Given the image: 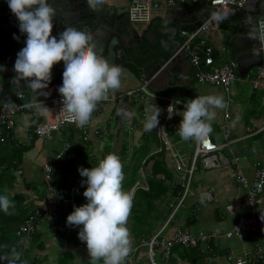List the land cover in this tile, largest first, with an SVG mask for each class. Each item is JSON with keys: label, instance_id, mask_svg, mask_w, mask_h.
<instances>
[{"label": "crops", "instance_id": "obj_1", "mask_svg": "<svg viewBox=\"0 0 264 264\" xmlns=\"http://www.w3.org/2000/svg\"><path fill=\"white\" fill-rule=\"evenodd\" d=\"M71 1H67V2L70 3ZM189 1L184 2L181 5L186 6L188 5ZM105 2H115V4L113 3L114 6L129 7L130 0H105ZM233 11L234 10L224 11V12H233ZM165 16H166L165 12L163 11L155 18H153L151 23L143 24L142 26L143 31L142 32L140 31V33L144 34L145 37H148L146 43L144 45L138 44L137 46L135 45L133 46V44H129L127 48V52H129V49L137 48L138 46H141L142 49L146 47L148 49V47L150 46L155 47V41L158 39V36H160L161 39L160 42L163 44L164 46L163 48H165L166 50H171L172 48H174L175 44H172L171 42L169 43L168 41L169 37L174 41L173 36H171L170 32L165 31L168 23L162 19ZM211 19H212V15L207 20H211ZM157 21L158 22L162 21V24L164 25L162 31L161 32L159 31L157 37H154L152 30L151 32L149 31H150V26L151 25L155 26ZM218 27H219L218 23H216V25H213V28L211 30L205 32H209L210 35L216 36V34L220 31V28ZM236 29L237 26L235 25L234 32L232 35H234ZM232 30L233 29L229 30L227 28V32H231ZM177 34L181 35L182 30H178ZM154 38H156L155 41ZM125 40L128 41V39ZM171 54H172L171 57L166 61H161L162 59H157L153 57L142 67L143 73L145 72V68L147 67L149 68L148 70L150 75L152 74L154 75L156 74L154 73L156 70L155 68L157 66V64H154V62H156L155 61L156 59L158 60L157 63L159 64L161 63L165 65V69L155 76L151 84V89L156 92H158L159 90L174 89L175 92L172 96H175L177 99L181 100V102L184 103H186L189 99L195 98L198 95L222 96L225 102L227 103V107L224 109H215L216 112L215 119L210 122L212 129L215 128L217 130L219 127L221 131L220 133H217L215 130H213L210 133V135L216 143L223 145V147L221 148V152L224 153L225 157L229 159H227L228 160L227 164L220 168H205L202 166L201 163H199L200 164L198 169L199 171L197 170L198 172L192 180L190 192L189 194H187L190 197L187 201L188 209L183 210L180 214H178V218H173L172 223L169 226L167 224L172 217L170 216L167 217L165 215H159L160 216L159 219L157 220L156 218L155 220L157 223L154 224L156 226V229L160 228V230H162L163 226L167 225V234H172L177 229L189 230L192 233H197V232L222 233L227 230H230L239 216H241L242 214H248L250 212L251 208L249 202V188L256 177L257 170L264 168V134L252 133L250 131H247L248 128L258 129L260 126H264V88H258L263 95L261 96L262 108L260 107L257 108V106L248 107L247 102L237 101V99L233 97L232 93H231L232 98L229 97V93H226L223 87L216 86L213 84L201 83L197 77L196 68L193 67L190 62L189 55L178 54L175 56V53L174 54L171 53ZM216 55H218V52L216 53ZM117 56H120L121 59H123V53L117 52ZM149 56L151 57L150 52H149ZM120 60L118 61L120 62ZM226 60L227 59H225L224 61ZM135 73L138 74L137 72ZM138 75H137L138 77L142 76V74H138ZM61 81H63L62 75H55L53 77V80L49 84L58 83ZM26 91L27 94L28 92H30L28 90ZM254 96L255 93L252 94L251 98H253ZM124 98H125L124 99L125 102L123 104H120V100H118L116 103L111 102V103L99 104L97 110L93 112L92 125L90 128V139L84 140L89 145L91 149V154L89 156V152H90L89 150L87 155H85L83 162V159L78 160V158L81 156V151L80 153H78L80 155L76 153V157L72 159L76 160L79 165L84 164L83 166H85L86 168H91L92 167L91 163L94 164L95 162L98 165L100 160H102L108 154H111L110 152H103L102 148L105 143L104 141L105 136H110L109 134L111 132L110 127L111 126L113 127L115 124H116V129H118V131H120L122 122L126 124L128 130L126 131V133L125 131H123V134L127 135V141H128V144H126L127 146H132L133 144L140 145L142 140L144 141L146 140L144 138V133H146V131H144L145 108L150 104H155L157 107L163 110L165 102L162 100L161 102H157L153 98L145 97L144 95H141L139 97H130V98L126 96ZM176 107H177V113L182 112L184 109V106L181 103H178V106ZM122 109L127 110L132 114V119L130 121L121 118V116L117 115V111ZM226 113L229 114L228 117L225 116ZM162 114L163 112L161 113V115ZM176 118L180 124V121L182 120V116L176 114ZM33 123H34V119L30 116L29 112L20 113V115L18 116L17 124L16 127L13 129V131L15 132L16 137L21 142L26 144L32 143V139H31L32 134L30 132ZM227 130L229 131L228 139L232 141L230 145H226ZM56 133H60V132H54L49 136L52 137L51 138L52 140H55L56 142L60 143L59 148L55 151H53L50 148V146L46 144V139H48L49 137L40 138L38 136L39 138L33 144L34 147L25 154L26 172H23V178L20 175H18V182H20L21 180L22 181L18 186H16V188L13 189L12 192L13 194L22 192L27 195L26 203L28 205L27 209L29 210V212L39 211V209L40 210L42 209L44 211L42 217L38 222V228H37L38 232H41L40 231L41 228L47 226L49 228L52 227V225L56 224V221H58L59 224L68 225L67 223H60L59 222L60 217L55 218L53 216L52 210H54L56 207V201L61 200L63 198V195H61V193L53 187L52 184L53 179L51 180L50 185L54 190L52 191L48 190L44 177V163L47 160H52L55 157L56 153L60 151L63 146V140L60 142V139L57 138L59 134ZM75 133L76 132L74 131L72 132V134ZM177 138H178L177 139L178 143H180L181 142L180 137ZM170 140L173 144L174 150L181 153L186 158L187 163H190L192 157H194L196 142L192 140L188 141L193 148V152L189 156L186 153L182 152L178 148V145H176L172 141V139ZM118 141L123 142V140H118ZM160 141H161V146H159L156 150L145 156L143 160L145 161L147 158H149V156L151 157V155L153 154L165 152V149L168 152V154H170V157L167 158L168 160L167 168L169 169L168 171L169 178H166L168 179V181L167 180L166 181L167 184L169 185V189L166 195L164 196L165 198L163 201H158V200L156 201V205L159 209V212L163 214L166 211H168L172 206H174V204L179 205L180 203L179 201L183 198L185 190L181 179H179L175 173V168H174L175 160L172 156L171 150L165 147L163 139H160ZM239 143L240 144L243 143V145L239 146L238 145ZM118 146L119 149L117 151L114 150V154L118 156L119 159L120 158L122 159L121 155L116 153L123 151V148L120 149L122 144L118 143ZM34 148L36 149L35 152L32 151ZM234 155H239L241 157L240 165L242 167V173L244 176H246L247 180H249V183H244L240 180L239 182L237 181L236 165L232 162L231 159ZM55 160L65 161L64 159L55 158L53 159V162H55L54 163L55 166H56ZM152 163L153 161H151L147 166L148 171L150 170ZM143 170L144 169H142V171ZM17 174H20V172H17ZM52 176H53V172H52ZM69 177H71V175H69ZM127 177L125 178L126 180L128 179ZM144 178L146 177L144 176ZM26 183H29L31 187L27 188ZM42 185H46V186L43 187ZM134 186L135 185L133 184L129 187L132 188ZM69 189L74 190L73 187H70ZM145 189H148V183ZM122 190L124 192L127 191L126 189H124V183H122ZM209 190L213 191L212 193L213 198L211 200L206 199L202 203L201 202L202 195L207 193ZM133 191L134 189L130 190L131 197L133 196L132 194ZM74 192L76 194L75 190ZM262 196L264 201V192ZM68 198H73V197H68ZM75 203H76V198L75 201L73 198L72 204ZM132 217L133 214L131 213L128 218V222L126 224V227L128 226L127 227L128 229L131 227L130 222L132 220ZM70 227L79 231L73 226ZM138 229L139 227L137 226V230L133 229V232L139 233ZM147 232L148 230L144 231L141 235L138 236L144 237L147 235ZM53 233L55 234L56 239L51 238V236L49 235L41 236L42 240L45 242V248L48 250L50 249L49 253L51 254L52 244L55 243L58 244L61 248H63L64 251L73 249L76 254L74 257L76 258V262L74 260L73 264H83V260L85 258L87 259V257L89 256L87 246H85V248L81 247L83 246L82 243H80L81 240L75 238L73 235L63 236L62 234L56 233L55 231ZM150 234L152 235L153 232ZM132 237L133 235L130 236V239H132ZM146 238L149 237L146 236ZM47 240L50 241L51 246L47 245ZM144 240L145 239H143V241ZM39 251L40 250H38V252ZM230 252L234 253L236 258L241 257V258L249 259L251 261L250 262L251 264H255L259 260L263 261L264 263V232L259 234L247 233L243 239H237V238L226 239L224 237L217 239L214 237H210L204 243L198 245L196 249L197 256L198 255L202 256L203 259L206 258V261L201 262L202 264H234L229 259L228 253ZM53 255L54 256L52 261H54V257H56L57 254L53 253ZM57 261L55 264H58ZM177 263L192 264L191 262L185 260H178ZM196 263L198 264L197 261Z\"/></svg>", "mask_w": 264, "mask_h": 264}, {"label": "clouds", "instance_id": "obj_2", "mask_svg": "<svg viewBox=\"0 0 264 264\" xmlns=\"http://www.w3.org/2000/svg\"><path fill=\"white\" fill-rule=\"evenodd\" d=\"M7 2L11 12L18 19L20 32L26 34L25 46L17 53V59L14 64L16 76L13 78V82L17 85L18 89L24 88V85H26L27 89H30L32 93H34L33 100L26 103L25 107L35 108L38 115H47L48 108L42 107L44 103L40 100L37 101L35 97H47L50 95L46 89L52 79L53 66L60 61H63V82L58 89L62 97L61 103L63 107L61 112L65 113L68 123H73L77 127L83 128L89 123L91 116L93 112L97 110L98 105L102 101H107L110 98V93L113 96L116 95L115 93L121 87L123 70L119 66L111 64L102 55H99L95 51L91 35L84 31L78 30L75 27L66 26L59 34V38L52 35L54 27L53 18L56 17L57 13L55 7L49 2V0H7ZM86 3L91 11H97L105 4V0H86ZM225 18L226 15L212 14V20L217 23L222 22ZM253 32L254 34H250L248 38L259 40L261 50H253V55L259 58L261 52L264 51V23H259L258 28L254 29ZM14 38L19 39V37L16 36H14ZM184 40L185 38L183 37L182 41ZM207 45L210 44L207 43ZM214 57L216 60L215 52ZM228 57L234 59L232 53L229 54ZM228 60L229 59L224 61L223 64ZM256 67L257 66L254 68ZM3 70H5L4 67L0 66V71ZM236 72L237 80L239 77L242 78L239 74V61ZM247 75H249V73ZM21 81L24 82V85L21 84ZM254 87L263 88L256 87L255 85ZM152 91L158 94H163L154 90ZM225 92L228 93V91ZM18 95L21 99H23L21 92H18ZM226 107L227 103L222 96L198 95L193 99H189L185 103L182 112L177 113L173 105H170L167 109V113L168 119H171L174 114L182 116V120L180 121L176 134L183 141L192 140L198 143H203L213 131L210 122L215 119V109H224ZM161 111L162 109L157 107L155 104L146 106L144 131L151 132L157 128ZM117 115L129 121L132 119V114L127 110H118ZM220 146L221 148L223 147V145ZM222 154L224 155V153ZM235 156L239 155H234L231 158L232 162ZM227 159L229 158H226V161L219 167H207L202 163L201 164L205 168H220L227 164ZM199 163L197 170L199 169ZM234 164L236 165V179L239 182L237 174H239V172L243 174L242 167L240 165V161L238 164ZM79 172L82 177L86 178L82 181V184L87 185L83 195L88 202L82 206L75 207L74 211L67 216V224L69 226L82 227L80 231L74 229L78 232V235H62L77 236V239H80V243L83 245L81 247L85 248V246H87L89 253L87 258L90 259V264H129L127 259L138 249L139 245L131 247L129 230L126 227L128 218L131 214L133 200L130 194L122 190L124 173L123 165L119 157L115 154H108L99 161L97 166L91 168L81 167ZM48 190L50 189L48 188ZM52 190L54 189L52 188ZM209 191L213 193L212 190ZM209 198L210 194L205 193L201 197V202L203 203ZM185 199L186 196L182 202L179 203V205H176V210L185 204ZM69 205L61 207L59 206L57 200L55 210L60 208L62 212V209ZM10 208L14 209V204L9 200L8 196L0 195V210H2L5 214L11 215L12 213L9 211ZM60 213L57 218L60 217ZM260 218L261 220H264V216H262V214ZM166 226H163L162 230L157 232L152 237L144 240V244L149 246V253L151 257L155 252L156 245H160L162 248H165L158 242L168 240L175 232L182 230L177 229L174 233L167 234L165 238L160 239ZM182 231L189 232L193 235H209L208 238L201 239L197 245L204 243L210 237H214L213 234L215 233L220 234L219 237H214L217 239L223 237L226 239H243L247 233H252L247 232L243 237H227L226 232L229 230L222 233H192L189 230ZM55 232L58 233L57 231ZM155 236H157L156 240L154 238ZM183 245L188 247L196 246L191 244ZM161 253L162 258L167 261L168 256L165 255L163 251ZM20 256L21 254L16 250V248H13L10 255L0 256V260L6 261L7 264H17L20 260ZM230 256H232V259H230ZM240 258L241 257L236 258L234 253L229 255V259L233 263L234 259L237 260ZM241 259L246 260V263L243 264H251L249 259Z\"/></svg>", "mask_w": 264, "mask_h": 264}, {"label": "built area", "instance_id": "obj_3", "mask_svg": "<svg viewBox=\"0 0 264 264\" xmlns=\"http://www.w3.org/2000/svg\"><path fill=\"white\" fill-rule=\"evenodd\" d=\"M189 0H130V20L134 24H149L157 15L161 12H165L169 6L181 5L184 2ZM196 1V0H194ZM213 7L215 8V14H219L221 11H230L235 10V8H241L245 6L248 0H210ZM264 18V17H263ZM261 18L258 22L264 23V19ZM134 27H136L134 25ZM137 28V27H136ZM213 25L210 20H207L200 27L192 30H182V35L185 37V40L181 42L180 46L175 52V56L178 54L189 55L190 62L193 67L197 70V77L201 83L213 84L216 86H221L225 91H229L230 87L237 80V68L238 61L229 58L226 63L218 64L214 57V47L212 45H207L205 39L202 37V33L208 30H211ZM140 32V31H139ZM141 34V33H140ZM261 48V45H260ZM257 76L254 81L256 87L264 88V51H262V63L256 67ZM147 76L142 74L141 81L142 85L136 89L128 90L124 93L112 95L107 101H102L100 104L117 102L123 97H138L141 95L159 98L165 101L163 114L159 119L158 124V133L160 139H163L165 147L171 150L172 156L175 160V173L179 179H181L185 193L183 198L189 193V187L193 180L194 173L197 171L198 163H202L204 166L219 167L225 161V156L220 152L221 146L217 144L209 135L207 140L203 143L196 142L194 157H192L190 163H187L186 158L174 150L173 144L167 135L166 127H169L176 134L179 122L177 121L176 114L173 115L171 119H168L167 109L170 105H173L177 111V104L181 103L183 106L184 102L181 100L167 96L163 94H158L153 92L150 89L155 76ZM62 82L52 83L48 85L46 91L50 93L47 97L40 96L35 97L37 101L44 103L42 107H47L48 112L46 116L38 115L35 108L25 107L26 103H29L34 98V93L32 91H21L23 99L20 98L18 94L12 95L4 99L0 105V126L7 130L14 129L17 124L18 116L20 113L29 112L30 116L34 119L35 123V132L40 138H47L54 132H59L65 126H73L81 132L80 137L83 140L90 139V128L92 125L93 114L88 124L83 128L77 127L73 123H68L66 120L65 113L61 112L63 107L61 101L62 97L58 91L59 87L62 85ZM29 91V90H28ZM226 117L229 116L228 113L225 114ZM247 131L252 133H263L264 126H260L258 129L248 128ZM229 131L227 130L226 134V145L231 144V140L228 139ZM73 150V147L67 142L63 141V146L60 151L55 155L57 159H72L76 157V153ZM219 151V152H218ZM53 159L47 160L44 163V177L47 188L52 191L50 182L52 180V171H53ZM240 161L239 156H235L233 162L238 164ZM239 167V165H238ZM240 169V167H239ZM238 180L249 183L247 178L239 172L237 174ZM264 191V168L257 170L256 177L252 182L249 188V202H250V212L248 214H242L236 220L232 229L226 232L227 237H243L247 232L252 233H261L264 232V220H261V214L264 216V211L259 208L258 204L261 203L260 194ZM207 194H210L209 200L213 198L211 191H208ZM73 202V198H63L58 200L59 206L62 207L63 204L69 205ZM53 216L58 217L61 212L60 208L57 210H52ZM44 211H37L36 213L31 214L25 222L21 225V231L23 234L32 239L33 234L37 231L36 220L42 217ZM53 229L60 234H73L78 235V232L75 231L68 225L56 223L53 225ZM214 237H219V233L213 234ZM155 236V240H156ZM209 235H193L189 232L178 230L175 232L170 239L162 240L158 243L163 245L166 248L165 255L168 256L170 248L177 243L197 245L201 239L208 238ZM26 243L27 241L24 240ZM232 259V256H230ZM235 264L246 263L245 259H234Z\"/></svg>", "mask_w": 264, "mask_h": 264}, {"label": "water", "instance_id": "obj_4", "mask_svg": "<svg viewBox=\"0 0 264 264\" xmlns=\"http://www.w3.org/2000/svg\"><path fill=\"white\" fill-rule=\"evenodd\" d=\"M67 1L49 0L57 13L56 17L53 18L54 27L52 35L59 38V34L66 26L75 27L90 34L95 51L111 64L117 65L123 70L121 87L115 94L140 87L142 85L140 77L123 62L118 63L116 60V48L120 46L118 52L123 53L127 49L125 47V39L130 38V35H140L139 30L133 26L130 20L129 7L114 6L115 2H105L99 10L91 11L88 8L86 0H72L70 3ZM215 11L210 0H190L186 6H169L165 11L166 16L162 19L168 22L165 31L170 32L174 39L173 41L169 37L168 40L169 43L175 44L171 50L172 53L174 54L181 44V41L175 38L178 30L192 31L196 29L206 22ZM220 13L221 15H226V18L218 23V28L230 22L232 23L231 29H233V26H237L234 35L230 39L231 53L234 59L239 61L240 76H246L255 66L262 63V52L259 58L253 55L254 49L257 51L261 50L259 40H253L248 37L250 34H254L253 30L258 28L259 20L264 17V0H248L245 6L241 8L236 7L233 12L221 11ZM17 20L16 16L11 12L7 0H0V24L7 23V25H10L18 22ZM210 22L213 25L217 23L212 19ZM90 25L91 28L89 29ZM140 31L142 32L143 30ZM15 52L16 50H11L10 54H8L4 50L0 51V57L6 64L4 66L5 70L0 72L3 76L1 80H4V77L6 78L7 83L12 88L11 95L18 94L22 90L31 91L27 89L23 81H21V84L24 85V88L19 89L13 82V78L16 76L14 71V64L17 59L15 58ZM155 61L154 64H157V66L154 73L158 75L165 69V65L157 63V59ZM148 69L147 67L145 68L144 74L150 75ZM63 71V61L55 64L52 69L51 81L55 75H61ZM13 88L17 89L16 92Z\"/></svg>", "mask_w": 264, "mask_h": 264}, {"label": "trees", "instance_id": "obj_5", "mask_svg": "<svg viewBox=\"0 0 264 264\" xmlns=\"http://www.w3.org/2000/svg\"><path fill=\"white\" fill-rule=\"evenodd\" d=\"M162 21H157L156 25L150 26V31L152 30V33L154 37H157L159 34V31H162L163 28ZM153 28V29H152ZM148 32V31H146ZM157 41V42H156ZM155 47L150 46L144 49H142L141 46H138L137 48L129 49L128 55H126V66L131 68L133 71L137 72L138 74H142V67L151 59V58H157L162 59V61H166L171 57L172 49L166 50L163 48V44L160 42V36H158V39L156 40ZM151 45V44H150ZM141 48V49H140ZM149 52L151 54V57L149 56ZM155 54V55H154ZM216 55V51H215ZM124 59H121L120 62L125 61ZM137 74V75H138ZM139 76V75H138ZM163 91V90H162ZM165 91L170 93V96L174 94V89L166 90ZM159 92V91H158ZM162 93V92H161ZM135 126V124H134ZM74 132H76V129L72 128ZM158 130V126H157ZM31 144H26L21 142L15 135V132L13 130H5L0 126V195H7L9 200L14 204V209L10 208L11 215L5 214L2 210H0V256L10 255L11 250L13 248H16V250L21 254L20 260L17 262V264H47L48 261V255L40 254L41 251L45 249V242L42 240L41 236L42 233L36 231L33 234L32 239H29L28 236L22 233L21 231V225L25 222V220L33 213H36L37 211L29 212L27 209L28 205L26 203L27 195L25 193H17L13 194V189L16 188L18 184V175H20L23 178V172H26V158L25 154L34 147V143L39 138L38 135L35 132V123H33V126H31ZM158 135V133L156 132ZM159 136V135H158ZM144 138H149V132L144 133ZM74 149L77 151L76 147ZM124 150V149H123ZM125 151V150H124ZM80 153V151H77ZM87 155V153L85 154ZM153 161L151 164L150 170L148 171L147 166L149 163ZM53 162V174L56 172V166ZM168 160L165 152L157 153L149 156L145 161L143 159L136 160V167L135 171H137L140 167L144 169L143 171L146 172L145 177L148 176L151 177V179H147L148 183V189H145V198H147L148 202L147 205L149 206L151 212L150 220H149V227L147 235L149 238L153 236L155 233L156 226L154 223H157L155 220L159 219V215H165L167 217H171L170 221L168 222V226L171 225L173 218H178V213L181 207L177 208L176 205L172 206L168 211L165 213H160L159 209L156 205V201H163L164 196L166 195L169 185L167 184L169 175H168V168H167ZM84 165V164H83ZM81 165V166H83ZM137 166L139 168H137ZM85 167V166H83ZM86 168V167H85ZM148 171V172H147ZM17 172H20V174H17ZM69 172L66 173V176H68ZM163 174V175H162ZM132 175V174H130ZM128 176L127 178L131 177ZM162 175V176H160ZM53 179V176H52ZM167 180V181H166ZM132 184V183H131ZM130 184V185H131ZM26 187L30 188L31 185L29 183H26ZM75 190V188H74ZM73 189H67L64 191L63 197H73L74 201L76 197V194ZM138 190L135 191V194L133 196V206L132 211L138 210L139 205L141 206L143 204V201H138L134 204L135 197L137 195ZM264 192V191H263ZM263 192L260 194L261 203L258 204L259 208L264 211L263 208ZM72 195V196H71ZM261 204V205H260ZM63 204L62 206H64ZM74 205V204H71ZM65 206V208L70 207ZM135 207V208H134ZM154 210H156V213H154ZM39 211H43L42 209ZM135 216V230H137V226L139 227L138 231L140 234H142L144 231L141 228V220L146 216L144 213H139L136 211ZM152 217V219H151ZM39 222V218L36 220V223ZM82 226H79V229ZM169 228V227H168ZM153 234L151 235L150 233ZM167 234V226L163 230L160 239L165 238ZM77 238V236H74ZM73 237V238H74ZM69 239V238H68ZM26 240L27 243L24 241ZM161 248V252L166 253V248H162L160 245H156ZM198 245L193 247H188L183 244H176L174 247L170 248L168 259L167 261H174L177 262L178 260H185L189 261L192 264H202L201 262L206 261V258L203 259L202 256L196 255V249ZM37 249L40 250V252H37L36 254L32 253L35 252ZM232 252L228 253L229 255ZM29 254L31 256H29ZM65 255H69L70 259H66ZM75 255L70 254V251H64V255L59 258L58 264H73L75 260ZM87 260L90 259H84L83 264H88ZM0 264H7L6 261L0 260ZM255 264H264L263 261L259 260Z\"/></svg>", "mask_w": 264, "mask_h": 264}, {"label": "rangeland", "instance_id": "obj_6", "mask_svg": "<svg viewBox=\"0 0 264 264\" xmlns=\"http://www.w3.org/2000/svg\"><path fill=\"white\" fill-rule=\"evenodd\" d=\"M137 29L140 31L142 30V26L143 24H134ZM232 25V23H225L224 25L221 26L220 31L216 34V36L214 35H210L209 32H203L202 33V37H204V39L211 45H213V47L215 48V50L218 52V55H216V62L218 63H223V61L225 59H229L228 55L231 54V46H230V39L233 36V32H234V28L235 26H233V30L231 32H227V28L230 30V26ZM180 37L183 38L182 34L180 35ZM257 76V70L256 68H253L250 72L249 75L247 76H243L242 78L239 77V79L237 80V82L232 85L230 87L229 90V97H231V93L233 95V97L235 99H237V101H242V102H247L248 103V107L251 106H257L262 108V100H261V96L262 93L260 92V90L258 88L254 87V81L256 79ZM159 92L165 94V95H170L169 92L165 91V90H159ZM255 93V96L253 98H251L252 94ZM128 97V96H127ZM130 98V97H128ZM153 98L154 100H156L157 102H161L162 99L159 98H154V97H150ZM232 98V97H231ZM125 98H121L120 99V104H123L125 102L124 100ZM164 101V100H162ZM165 102V101H164ZM178 106V104H177ZM163 112V110L161 111V113ZM248 114V113H247ZM161 116V114H160ZM159 116V119H160ZM122 126L120 127V131H118V129H116V124L111 128V132L109 133L110 136H105V143L103 145L102 151L103 152H110L111 154H114V150H118L119 146L118 143H121L122 146L120 149H124L121 152H116L117 154H120L122 159L120 158V161L123 165V173H124V180L122 181V183H124V189H126L127 191H125L128 194H131L130 190L134 189V191L132 192L133 196L135 194V191L138 190L137 195L135 197V201L134 204L138 201H143V204L140 206L139 205V209L138 210H134L131 211V213L133 214L132 220L130 222L131 227L128 229L129 230V234L130 236L133 235L131 240V246H138V249L136 251H134V253L127 259L129 264H178L177 262L174 261H166L162 258V253H161V248L159 246L155 247V252L153 254V256H150L149 253V246L144 244L143 239H146V236L144 237H139L138 235H141L139 233H135L133 232V229H135V216H136V211H138L139 213H144L146 214L147 217L143 218L141 220V228L143 231H146L149 227V220H150V215L149 213L151 212L149 206L147 205V198H145L144 194L145 192V188L147 185V179H151L150 176H148L147 178H144V176L146 175V172L142 171V168H139L137 171L133 172L135 170L136 167V160L138 159H143L145 156H147L148 154H150L151 152H153L154 150H156L159 146H161V141L159 136L156 134V132L158 133L157 128L154 129L153 131L149 132V138L146 139L145 141L142 140L140 145H135L133 144L132 146H127L126 144H128L127 141V135L123 134V131L128 130V128L126 127V124L124 122H122L121 124ZM76 129L73 126H65L64 128H62L59 132L60 133H56L59 134V136L57 137L58 139H60V142L63 141H67L74 149V147H76L77 151H81V156L78 158V160L83 159L84 162V158H85V154L89 152V156L91 154V149L89 147V145L87 144V142H85L81 137V132L76 129V133L72 134L73 129ZM136 128V127H135ZM213 130H215L217 133H220V129L218 127V129L216 130L215 128H213ZM166 132L167 135L169 136L170 139H172V141L178 145V148L186 153L187 155H191V153L193 152V148L190 145V143L188 141H183L181 138V142L178 143L177 141V137H179L177 134H175L173 132V130L169 127H166ZM52 137H49L48 139H46V144L50 146V148L55 151L59 148L60 143L56 142L55 140L51 139ZM56 138V137H55ZM118 140H123L122 141H118ZM239 146H242L243 143H239ZM89 148V149H88ZM32 151H36V149L34 148ZM31 151V153H32ZM73 151V150H72ZM75 149L74 152L78 154ZM30 153V154H31ZM165 154L167 156V158L170 157V154H168V152L165 149ZM80 155V154H78ZM56 161V172L53 174V187L58 190L61 195L64 194V191H66L67 189H69L70 187L75 188L76 191V203L74 205H71L68 208H63L62 212L60 213V218H59V222L60 223H67V216L69 214H71V212L74 211L75 207H79L82 206L83 204H86L88 201L87 199L84 197L83 192L85 191L87 185L86 184H82V181L85 180V177H82L79 172V169L81 168L77 161L74 159H69V160H55ZM133 161V162H132ZM92 167L97 166V163L94 162L91 163ZM200 166V164H199ZM85 168V167H84ZM169 171V169H168ZM199 171V170H198ZM196 171L194 173V177L197 174ZM69 172V175H71V177L66 176V173ZM129 174L131 177H129L127 180L125 179ZM193 177V178H194ZM21 180V178H20ZM22 181V180H21ZM20 181V182H21ZM20 182H18L17 186L20 184ZM132 183V184H131ZM45 184V183H44ZM135 185L134 187H129L131 185ZM192 182L190 184L189 187V191L191 188ZM43 187L46 185H42ZM132 196V197H133ZM190 197L187 195L186 196V201L185 204L183 206H181L179 213L180 214L183 210H187L188 206H187V201ZM261 205V204H260ZM135 208V207H134ZM154 213H156V210H154ZM152 219V217H151ZM56 223H58V221H56ZM216 223V221H215ZM50 226V225H49ZM41 227V225H40ZM74 228L79 229V226H73ZM128 227V226H127ZM133 228V229H132ZM170 228V227H169ZM40 231L42 232L43 236L49 235L51 236V238L56 239L55 234L53 233V229L52 227H44L41 228ZM158 231H160V228H157L155 230V233L153 235H155ZM71 236V235H70ZM134 238V239H133ZM47 245L51 246V243L49 240H47ZM53 249V250H52ZM46 251H39L40 254L46 255V253H48V263L47 264H55L57 259L59 262V258H61L64 255V250L63 248H61L58 244H52V248H51V254L49 253L48 249H44ZM70 251V254H75L73 249L67 250ZM38 251L37 249L35 250L33 254H36ZM53 253L57 254L56 257H54V261L53 260ZM29 256H31L29 254ZM66 259H70L69 255H65ZM75 262H76V258H75ZM87 263L90 264V260H87Z\"/></svg>", "mask_w": 264, "mask_h": 264}, {"label": "flooded vegetation", "instance_id": "obj_7", "mask_svg": "<svg viewBox=\"0 0 264 264\" xmlns=\"http://www.w3.org/2000/svg\"><path fill=\"white\" fill-rule=\"evenodd\" d=\"M18 25H19V22L12 23L10 25H7V23L6 24H0V45H1L0 51L4 50L8 54H10L11 50H16L15 58H17V53L20 51V48H23L25 46V40H26V34H23L20 32ZM90 28H91V25H90L89 29ZM14 36L19 37V39H15ZM147 38L148 37H145L144 34L130 35V38H127L130 40L126 41L125 47L128 48L129 44H133V46L134 45L137 46L138 44L144 45L146 43ZM175 38L178 39L179 41H182V38L177 33H176ZM155 39L156 38H154V41H155ZM156 42H155V44H156ZM3 45H4V47H2ZM130 47H132V46H130ZM119 49L120 48H116V52H118ZM126 55H128L127 49H125V51H123V59L124 60L126 59ZM119 57L120 56H117V59H116L118 63H120L118 60L121 59V58L119 59ZM122 62L124 64H126L125 63L126 60L122 61ZM5 65L6 64H5L4 60L0 57V66L4 67ZM2 77L3 76L0 73V104L2 103V101L4 99L12 96L11 95L12 88L7 83V80L5 77H4V80H1ZM13 89L16 92L17 89L16 88H13ZM22 91H26V90H22Z\"/></svg>", "mask_w": 264, "mask_h": 264}]
</instances>
